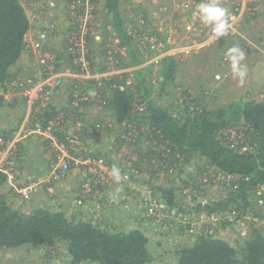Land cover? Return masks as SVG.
Returning <instances> with one entry per match:
<instances>
[{"label": "rangeland", "instance_id": "374dc122", "mask_svg": "<svg viewBox=\"0 0 264 264\" xmlns=\"http://www.w3.org/2000/svg\"><path fill=\"white\" fill-rule=\"evenodd\" d=\"M52 1L20 0L30 22L28 45L7 86L0 89V124L11 122L0 128V173L7 176L1 191L11 207L26 213L42 207L41 190L46 187L51 203L63 200V206L53 208L74 222H91L113 233L140 228L150 239L152 264H178L177 246L189 247L198 235L212 233L241 247L247 234L264 223L262 214L254 216L250 208L197 211L198 203L212 205L227 197L236 178L221 175L207 160L191 158L183 165L188 157H181L173 162L180 147L172 149L151 126L147 107L152 103L177 116L179 111L195 114L240 99L264 103V0H218L230 25L220 39L200 20L202 0H120L128 36L124 45L106 0H63L56 13ZM233 46L244 52L243 79L234 74L226 56ZM165 59L174 60L176 68L173 82L164 87ZM57 81L60 86L51 87ZM117 87L127 88L132 96L131 115L123 124L117 123L111 106ZM244 130L228 127L217 138L238 148L245 144ZM30 137L53 146L56 157L45 177L25 172L27 145L21 142ZM32 150L37 152L36 147ZM170 153L177 156L163 162L162 156ZM113 166L120 169L119 181L111 176ZM78 174L84 178L80 190L56 189ZM189 174L200 184L216 182L203 185L206 193L197 201L187 187L183 196L189 204L178 214L165 209V203H152L154 187L185 189ZM255 196L264 208V185ZM151 214L167 221L142 220ZM187 221L192 230L184 232ZM71 262L63 242L0 251V264Z\"/></svg>", "mask_w": 264, "mask_h": 264}, {"label": "trees", "instance_id": "16d2710c", "mask_svg": "<svg viewBox=\"0 0 264 264\" xmlns=\"http://www.w3.org/2000/svg\"><path fill=\"white\" fill-rule=\"evenodd\" d=\"M120 0H106L105 7L111 15L114 29L124 44L128 36L123 27L125 16L121 11ZM30 22L20 0H0V89L4 90L10 81L11 71L18 64L25 48ZM94 40V39H93ZM176 65L174 60L165 59L162 76L164 87L173 82ZM164 89V88H163ZM54 91L53 89H50ZM111 106L118 124H123L131 115L132 96L127 88H115L112 91ZM166 106V104H165ZM150 124L158 130L173 148L181 151L173 162L181 157L207 160L221 175L235 177L229 187L227 197L211 204H196L197 211H221L250 208L254 216L264 217V208L256 199V191L264 185V103L234 100L216 109L202 108L201 112L184 115L179 111L173 116L162 107L150 103L147 107ZM48 118L51 113H44ZM241 120H244L242 123ZM243 126L245 144L238 148L231 147L228 142L217 138L225 128ZM60 140L63 136L58 135ZM59 140V141H60ZM245 147V150H242ZM168 155V156H167ZM162 156L163 162L176 153ZM145 161L146 159L143 158ZM199 167V164H197ZM186 167V166H184ZM180 171L181 173L184 172ZM192 174V173H191ZM6 174L0 173V251L3 253L22 247L35 249L66 244L72 264H152L155 258L150 249V239L140 228L130 232H110L93 225L91 222L70 220L62 210L50 208L45 204L31 213L16 210L8 202L1 191L6 181ZM188 181L178 187L157 185L152 192V202L163 205L170 211H184L189 204L187 196H183L186 188L193 200L205 195L203 185L197 177L188 175ZM222 181V180H220ZM148 183V181H147ZM222 185L224 182H221ZM227 186V185H223ZM226 188V187H225ZM183 189V190H182ZM159 194V196H158ZM186 207V206H185ZM242 214L245 212L242 211ZM239 214V216H244ZM154 218L166 222L167 218H159L151 214L142 217L143 221ZM143 223V222H141ZM221 223V222H220ZM225 223V222H224ZM181 228L182 224L176 222ZM192 230L189 221L183 225V231ZM210 234L198 235L189 247L174 253L178 264H264V223L255 226L238 249L228 242L213 238ZM211 236V237H210Z\"/></svg>", "mask_w": 264, "mask_h": 264}, {"label": "crops", "instance_id": "0c3cea01", "mask_svg": "<svg viewBox=\"0 0 264 264\" xmlns=\"http://www.w3.org/2000/svg\"><path fill=\"white\" fill-rule=\"evenodd\" d=\"M62 2H63V0H53L51 2V5H53V6L55 5L53 7L54 13L57 12V8L58 7H60V6L62 7ZM26 14H27V12H26ZM27 16H28V14H27ZM28 19H29V17H28ZM43 37H44V35H43ZM42 42L46 43L48 41L47 40H42ZM58 76H60L59 79L63 78L62 74H60ZM10 123L11 122H3L2 124H0V128L4 127V125L9 126ZM41 143L42 142L39 140V138H35V137H30V138L25 139V140H23L21 142V145H23V144L27 145V154L24 157L25 160L22 162V163L25 162L24 163L25 164L24 165V169H26V171H25L26 174H36V175L40 174V176L45 177L46 173H50V170H51V168L53 166L52 163L54 161V158L56 157L55 153H54V149H53V146L51 145L50 142H48V143L46 142L44 144H41ZM51 146H52V149H51ZM35 147H36V151L37 152L32 150V149H35ZM30 148H32V149H30ZM29 149H30V151H29ZM74 178L73 179L72 178L69 179L68 181L65 182V184L60 185L59 187H57V184H53L54 182H56V181L53 180L52 185L55 188L57 187L56 189H60V191L62 189V191L64 193L66 191H68V190H69L68 192H71L72 190H73V192H76L78 189L79 190L81 189L80 188L81 186L79 185V183L84 178H82V176L80 174L76 175ZM76 178H78V179H76ZM43 186H45V185H43ZM50 186H51V184H50ZM53 186H52V188H54ZM47 190H49V189L46 188V187H43V189L41 190V192H43L42 193L43 197L40 200L41 205L45 204L46 206H49L50 208H53V207L56 208L59 205L63 206V204H62L63 200H59L58 203H60V204H57V205H55L54 203H51V201H52L50 199L51 195H47L46 196L44 194V192H46ZM57 191L60 192L59 190H57ZM50 193L51 192L48 191V194H50ZM41 195H39V198H40Z\"/></svg>", "mask_w": 264, "mask_h": 264}, {"label": "clouds", "instance_id": "9594fccd", "mask_svg": "<svg viewBox=\"0 0 264 264\" xmlns=\"http://www.w3.org/2000/svg\"><path fill=\"white\" fill-rule=\"evenodd\" d=\"M199 15L201 22L211 27L212 33L217 39L226 37L229 33V22L227 19V9L220 6L218 0H206L199 4ZM226 56L231 61V67L235 75L241 79L245 76V71L241 67V61L244 59V52L237 46L229 48ZM111 176L116 180H120V169L113 166Z\"/></svg>", "mask_w": 264, "mask_h": 264}, {"label": "built area", "instance_id": "2783aa9c", "mask_svg": "<svg viewBox=\"0 0 264 264\" xmlns=\"http://www.w3.org/2000/svg\"><path fill=\"white\" fill-rule=\"evenodd\" d=\"M61 84V81H57L55 84L51 85V87H57V86H60ZM51 87L48 86L49 90L51 89ZM144 202H140L139 205L143 204ZM152 203H155V202H152ZM156 204V203H155ZM151 211V210H150ZM153 213V211L151 212Z\"/></svg>", "mask_w": 264, "mask_h": 264}]
</instances>
